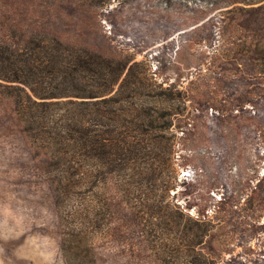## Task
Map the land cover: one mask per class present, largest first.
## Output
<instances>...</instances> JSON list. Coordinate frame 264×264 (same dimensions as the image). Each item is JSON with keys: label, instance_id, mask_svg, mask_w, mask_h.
<instances>
[{"label": "rangeland", "instance_id": "obj_1", "mask_svg": "<svg viewBox=\"0 0 264 264\" xmlns=\"http://www.w3.org/2000/svg\"><path fill=\"white\" fill-rule=\"evenodd\" d=\"M93 2L0 0V40L22 44L43 31L137 61L170 112L177 178L169 199L207 229L199 250L214 264H264V0ZM4 85L0 264H65L47 159L29 146ZM107 192L114 220L96 242L98 264H160L113 180Z\"/></svg>", "mask_w": 264, "mask_h": 264}, {"label": "trees", "instance_id": "obj_2", "mask_svg": "<svg viewBox=\"0 0 264 264\" xmlns=\"http://www.w3.org/2000/svg\"><path fill=\"white\" fill-rule=\"evenodd\" d=\"M137 66L43 31L22 44L0 40V79L16 120L35 156L47 159L41 168L56 194L65 264H98L96 242L114 220L111 180L160 264L185 255L214 264L198 248L207 229L169 199L177 178L170 112Z\"/></svg>", "mask_w": 264, "mask_h": 264}]
</instances>
